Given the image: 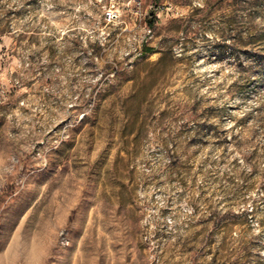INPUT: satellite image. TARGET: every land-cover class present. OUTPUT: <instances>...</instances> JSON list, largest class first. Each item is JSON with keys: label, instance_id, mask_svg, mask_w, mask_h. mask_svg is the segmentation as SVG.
<instances>
[{"label": "rangeland", "instance_id": "obj_1", "mask_svg": "<svg viewBox=\"0 0 264 264\" xmlns=\"http://www.w3.org/2000/svg\"><path fill=\"white\" fill-rule=\"evenodd\" d=\"M0 264H264V0H0Z\"/></svg>", "mask_w": 264, "mask_h": 264}, {"label": "built area", "instance_id": "obj_2", "mask_svg": "<svg viewBox=\"0 0 264 264\" xmlns=\"http://www.w3.org/2000/svg\"><path fill=\"white\" fill-rule=\"evenodd\" d=\"M109 17H112V14L111 13L109 14Z\"/></svg>", "mask_w": 264, "mask_h": 264}]
</instances>
